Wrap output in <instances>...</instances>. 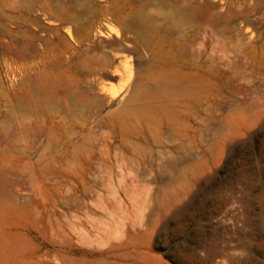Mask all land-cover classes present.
<instances>
[{"label":"rangeland","instance_id":"374dc122","mask_svg":"<svg viewBox=\"0 0 264 264\" xmlns=\"http://www.w3.org/2000/svg\"><path fill=\"white\" fill-rule=\"evenodd\" d=\"M0 151V264H264V0H0Z\"/></svg>","mask_w":264,"mask_h":264},{"label":"bare ground","instance_id":"6f19581e","mask_svg":"<svg viewBox=\"0 0 264 264\" xmlns=\"http://www.w3.org/2000/svg\"><path fill=\"white\" fill-rule=\"evenodd\" d=\"M211 47L212 48H211V52H210L211 53L210 64H211V68L213 69V67H214V52H213L214 45H213V43H212ZM59 134H60L58 137L59 143L63 146L71 145L74 149V154H75L76 158H79V157L82 158L83 154H85V152H86V149L89 148L94 143L92 141L90 133L86 132L84 127L80 131L78 138L73 137L74 134L63 133V132H61ZM1 135L4 139V141H6L8 139L7 132L1 131ZM52 143H54V142H52ZM119 143L121 146L129 145V143L124 142V141H120ZM7 167L10 168L9 165H6L5 159L0 160V171H3L6 174H8L10 171L6 172ZM47 170H48V167L47 166H41L40 161H37L35 163H29V164H26V166H25L20 160H18L17 168H16L14 173L16 175H18L19 177H22V176L31 177L32 180H34V184L37 186V191H38L39 190L38 184L40 183V180L37 176L44 178ZM8 182H9V178L4 176V183H8Z\"/></svg>","mask_w":264,"mask_h":264}]
</instances>
